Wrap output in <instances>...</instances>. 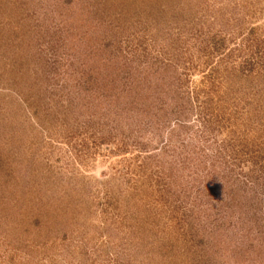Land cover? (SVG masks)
Returning <instances> with one entry per match:
<instances>
[{"label": "rangeland", "instance_id": "obj_1", "mask_svg": "<svg viewBox=\"0 0 264 264\" xmlns=\"http://www.w3.org/2000/svg\"><path fill=\"white\" fill-rule=\"evenodd\" d=\"M0 264H264V0H0Z\"/></svg>", "mask_w": 264, "mask_h": 264}]
</instances>
